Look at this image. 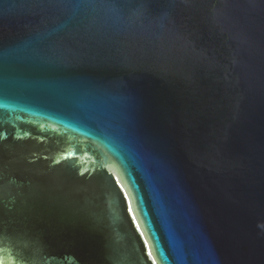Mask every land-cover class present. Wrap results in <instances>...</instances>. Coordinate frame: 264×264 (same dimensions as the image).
Instances as JSON below:
<instances>
[{
    "label": "water",
    "instance_id": "water-1",
    "mask_svg": "<svg viewBox=\"0 0 264 264\" xmlns=\"http://www.w3.org/2000/svg\"><path fill=\"white\" fill-rule=\"evenodd\" d=\"M0 264H264V0H0Z\"/></svg>",
    "mask_w": 264,
    "mask_h": 264
}]
</instances>
